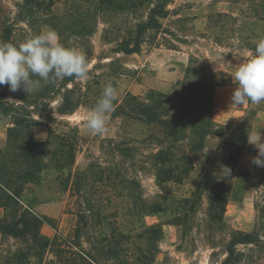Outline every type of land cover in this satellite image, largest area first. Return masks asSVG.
I'll use <instances>...</instances> for the list:
<instances>
[{
  "label": "rangeland",
  "instance_id": "rangeland-1",
  "mask_svg": "<svg viewBox=\"0 0 264 264\" xmlns=\"http://www.w3.org/2000/svg\"><path fill=\"white\" fill-rule=\"evenodd\" d=\"M22 2L23 0H0V16L6 15L14 24L18 43L45 30L57 33L45 21L33 22V31L25 20H20L18 9ZM156 3L157 0H143L139 6L129 10H90L83 19L86 28L84 33H72V30L78 28L75 19L67 18L70 21L63 23L68 26L64 35L59 38L65 47L75 48L86 55L89 75L86 80L75 78L73 84L67 85V91L58 89L46 111L55 118L56 122L50 126L57 132H67L63 123L66 120L77 128L80 140L76 145L75 161L62 172L63 175L52 168L43 171L38 182L29 184L22 195L23 206H27L33 214L52 218L57 231L46 224L38 228L29 225V231L23 237H3L0 240V264H3L8 252L18 248L29 251L26 264H70V255L58 250L62 248V241L72 239L77 228L82 236L80 241L84 249L95 252L91 247L97 244L104 224H95L96 219L89 216L92 213L82 203L88 198L87 187H82L78 194L71 185L75 174L86 171L91 164H100L114 171L118 169L125 179L136 177L141 185L143 198L154 200L159 189L149 164L142 162L139 154L135 155L138 160H131L115 149L116 145L125 143L137 146L139 153H144L145 146L134 141L146 136L147 126L140 120L111 114L107 122L108 131L103 135L94 136L84 128L83 115L95 105L106 84L124 90L115 104L122 103L127 92L141 100H145L152 91L168 93L173 97L176 92L182 91L175 83L183 78L189 64L197 68L208 66L218 77L227 80L215 88L212 104V119L220 126L223 134L229 137L231 131L253 110L256 114L252 119V130H259L264 135V101L258 105L249 102L240 107L230 104V95L235 87L230 75L240 60L248 58L254 52L255 42L263 38L264 23L257 19L263 12L260 8L262 0H166L164 9L168 14L158 18L161 30L146 31L141 37L138 52H112L122 39L134 33L139 22L146 21L150 9ZM69 4L67 0L61 1L56 5L55 12L64 13ZM192 12L209 13L193 15ZM218 12L225 14L218 15ZM156 80L166 82L165 89L158 88L160 85ZM227 86L232 89H225L217 95V89ZM5 89L10 92L6 85ZM63 95H67L72 104L73 109L69 113L63 111ZM11 125V117L0 114V150L6 148L7 129ZM32 131L36 139L47 138L46 126H33ZM206 140L205 152L208 159L223 160L225 154L219 148V137L210 135ZM256 154L255 147L247 142L238 159V168L245 171L246 177L237 185L233 184L234 194L217 219L209 218V198L206 193L197 201L194 211L189 216L182 217L180 224L168 223V212L144 218L147 223H163V235L157 242L158 252L155 254L154 264H218L226 257L227 244L235 231L254 232L258 239L256 245H235L234 249L238 252L237 264H264V168L258 176L253 175L257 167L251 163V158ZM199 162L189 178L177 187V194L189 196L194 190L199 178L210 166L204 158H200ZM65 176L70 183L64 188L60 177ZM102 193L103 210L115 215L106 222L114 226L118 223L127 225L126 208L132 201L124 185H119L114 191L103 187ZM246 196L249 201L244 203ZM5 213L8 215L5 220L13 222L11 210L8 208L4 210ZM36 231L42 237L49 238L50 242L55 235L58 237L49 246L40 249L39 255L36 254L40 239H34L33 236ZM109 258L105 257L103 264H116ZM84 262H87L86 258Z\"/></svg>",
  "mask_w": 264,
  "mask_h": 264
},
{
  "label": "trees",
  "instance_id": "trees-1",
  "mask_svg": "<svg viewBox=\"0 0 264 264\" xmlns=\"http://www.w3.org/2000/svg\"><path fill=\"white\" fill-rule=\"evenodd\" d=\"M61 1L63 0H23L19 5L18 16L20 20H25L33 31V22L45 21L55 28L61 38L68 26L63 23L70 21L67 18L77 22L75 24L78 28L72 30V33H84L86 28L83 19L90 10H129L139 6L143 0H67L70 4L66 13L55 12L56 5ZM165 4L166 0H157L146 21L139 22L134 33L122 39L111 51L126 54L138 52L141 37L146 31L162 29L158 18L168 14L164 9ZM260 8L263 12L257 19L264 23V0ZM224 14L218 12V15ZM0 19V42L18 43L14 24L6 15L0 16ZM80 24L83 25L80 27ZM262 37L264 38V33ZM215 73L211 67L197 68L189 64L183 78L175 83L182 91L176 92L173 97L168 93L152 91L145 100H141L127 92L122 103L115 104L112 115L128 116L142 121L147 126L146 136L134 141L145 146L144 153H139L137 146L125 143L116 145V151L131 160H135V155L139 154L143 159L141 161L149 164L153 170L159 191L154 200H147L143 198L142 188L136 177L122 178L118 169L114 171L100 164H91L86 171L77 172L71 185L78 194L82 187H87L88 198L82 203L88 212L92 213L89 216L96 219L95 224H104V227L101 228L97 244L91 247L95 252L84 249L78 228L75 229L72 239L62 241V248L58 251L70 255V264H103L108 256L116 264H154L155 254L158 252L157 242L163 235V223H147L144 220L146 216L168 212V223L180 224L182 217L189 216L194 211L197 201L205 193L209 198L208 215L211 220L217 219L225 211L226 203L234 194L233 184L237 185L246 177L245 171L238 168V159L246 148L247 133L252 131V119L256 113L251 110L248 117L243 118L231 131L230 136L226 137L212 119L214 90L227 81ZM74 80L75 78L66 77L63 81L49 83L29 94L23 91L8 92L5 86H0V114L10 116L12 124L7 129L6 148L0 150V207L4 210L9 208L10 216L14 220L7 222V213L0 218V232L3 235L23 237L29 231V225L38 228L42 224L57 231L52 218L33 214L27 206H23L22 195L29 184L38 182L43 171L52 168L63 175L62 172L74 164L76 145L80 140L77 128L66 120L63 123L67 132H57L50 126L56 122L55 118L46 111L55 92L58 89L67 91V85L73 84ZM63 103L64 113L72 111V104L67 95H63ZM37 125L48 128L46 139L34 137L32 128ZM210 135L219 137V148L224 150L225 154L223 160L208 159L205 145ZM200 158H204L210 166L199 178L189 196L177 194V187L189 178L200 163ZM226 168L230 169L229 173ZM60 183L64 188L67 187L69 178L60 177ZM122 184L132 202L126 208L127 225L118 223L114 226L106 222L115 215L103 210L102 189L108 187L114 191ZM105 231L110 233L106 234ZM33 236L34 239H40L36 255L40 254V249L46 248L58 238L55 235L50 242L49 238L42 237L38 231ZM257 242L254 232H233L227 244V255L218 264H237L238 252L234 249L235 245H256ZM28 255V250L18 248L8 252L3 264H26ZM85 258L87 262H84Z\"/></svg>",
  "mask_w": 264,
  "mask_h": 264
},
{
  "label": "clouds",
  "instance_id": "clouds-1",
  "mask_svg": "<svg viewBox=\"0 0 264 264\" xmlns=\"http://www.w3.org/2000/svg\"><path fill=\"white\" fill-rule=\"evenodd\" d=\"M88 75L86 55L65 47L54 30L31 35L19 43L0 42V86L6 85L10 92L34 93L66 77L86 80ZM230 76L235 84L230 95L231 105L240 107L249 102L258 105L264 101V38L255 42L254 52L240 60ZM123 94V88L117 89L112 84L104 86L95 105L82 118L90 134L97 136L108 131L107 122L115 101ZM247 142L257 150L251 163L264 168V135L259 130L249 131Z\"/></svg>",
  "mask_w": 264,
  "mask_h": 264
},
{
  "label": "crops",
  "instance_id": "crops-1",
  "mask_svg": "<svg viewBox=\"0 0 264 264\" xmlns=\"http://www.w3.org/2000/svg\"><path fill=\"white\" fill-rule=\"evenodd\" d=\"M209 12H192V14L193 15H197V14H200V15H202V14H208ZM158 83H159V87L158 88H160V89H165V87H166V85H167V83L166 82H164V81H162V80H156ZM228 90V91H230L232 88H231V86H227V87H224V88H221V90H216V93H217V95L221 92H223L224 90ZM261 169H263V168H259V167H257L255 170H254V174L253 175H257L258 176V173L260 172V170ZM247 201H249V197L248 196H246V199L244 200V203L245 202H247ZM3 215H4V209L2 208V207H0V218H2L3 217ZM5 236H9V235H3L1 232H0V240L3 238V237H5Z\"/></svg>",
  "mask_w": 264,
  "mask_h": 264
}]
</instances>
